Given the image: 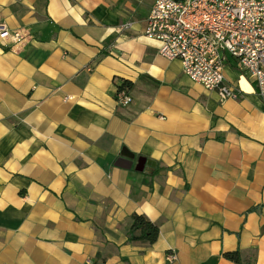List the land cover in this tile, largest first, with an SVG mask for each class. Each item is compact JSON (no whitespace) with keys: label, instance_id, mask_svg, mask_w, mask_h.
<instances>
[{"label":"crops","instance_id":"crops-1","mask_svg":"<svg viewBox=\"0 0 264 264\" xmlns=\"http://www.w3.org/2000/svg\"><path fill=\"white\" fill-rule=\"evenodd\" d=\"M154 3L0 0V264H264V97L230 56L224 100L162 56Z\"/></svg>","mask_w":264,"mask_h":264},{"label":"built area","instance_id":"built-area-1","mask_svg":"<svg viewBox=\"0 0 264 264\" xmlns=\"http://www.w3.org/2000/svg\"><path fill=\"white\" fill-rule=\"evenodd\" d=\"M145 35L160 43L162 56L180 60L191 79L217 91L221 99L241 95L225 81L229 56L238 61L264 97V0H155ZM0 36L22 39L20 32L4 26H0ZM116 99L122 105L133 101L129 88L123 87ZM166 259L173 263L178 256L172 252Z\"/></svg>","mask_w":264,"mask_h":264},{"label":"trees","instance_id":"trees-1","mask_svg":"<svg viewBox=\"0 0 264 264\" xmlns=\"http://www.w3.org/2000/svg\"><path fill=\"white\" fill-rule=\"evenodd\" d=\"M130 83L125 82L121 87L129 88ZM159 237V227L148 219L145 215H133V223L129 230V239L131 241H144L154 243ZM227 257L239 262V252L227 254Z\"/></svg>","mask_w":264,"mask_h":264}]
</instances>
